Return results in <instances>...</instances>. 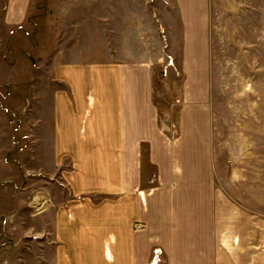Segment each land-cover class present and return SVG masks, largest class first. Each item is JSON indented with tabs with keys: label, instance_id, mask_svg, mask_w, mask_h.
I'll return each instance as SVG.
<instances>
[{
	"label": "crops",
	"instance_id": "0c3cea01",
	"mask_svg": "<svg viewBox=\"0 0 264 264\" xmlns=\"http://www.w3.org/2000/svg\"><path fill=\"white\" fill-rule=\"evenodd\" d=\"M7 2L4 24H24L29 0ZM209 3L97 0L115 12L114 19L98 15L105 25L97 37L107 38L113 19L122 44L116 41L114 60L57 59L44 94L25 109L33 132L24 134L19 167L34 172L41 189L33 227L20 213L24 197L4 213L18 218L23 235H34L11 248L10 264H147L155 249L168 264H234L218 239L236 224L218 176ZM123 38L165 39L144 53L125 49ZM178 40L181 53L173 47Z\"/></svg>",
	"mask_w": 264,
	"mask_h": 264
},
{
	"label": "rangeland",
	"instance_id": "374dc122",
	"mask_svg": "<svg viewBox=\"0 0 264 264\" xmlns=\"http://www.w3.org/2000/svg\"><path fill=\"white\" fill-rule=\"evenodd\" d=\"M209 1V87L214 128L219 133L218 176L234 204L236 224L234 234L218 236L219 245L224 253L229 250L234 264H264V0ZM6 3L0 0V264H10L7 260L17 253L11 248L18 241H34L33 234L23 235L18 218L13 221L4 214L15 211V198L24 197L21 205L25 211L20 209V213L26 212L24 225L34 226L29 217L35 214V195L40 194L41 186L31 181L34 172L25 173L19 167L24 134L33 132L26 128L25 109L44 94V83L50 81L57 59L60 63L86 58L114 60L116 41L119 47L122 44L121 38H114V10H103L97 0H29L22 25L4 24ZM100 13L113 18L107 21V38L97 37L105 25H99ZM164 39L123 38V45L146 53L156 50L157 40ZM173 47L181 53L179 40ZM227 160L234 164L232 172L225 167ZM149 171L147 167L144 174ZM24 175L30 178L27 188L23 186ZM147 264H168L166 252L155 249Z\"/></svg>",
	"mask_w": 264,
	"mask_h": 264
},
{
	"label": "built area",
	"instance_id": "2783aa9c",
	"mask_svg": "<svg viewBox=\"0 0 264 264\" xmlns=\"http://www.w3.org/2000/svg\"><path fill=\"white\" fill-rule=\"evenodd\" d=\"M140 228V226L139 225H136L135 226V229H139ZM157 253H158V251H157Z\"/></svg>",
	"mask_w": 264,
	"mask_h": 264
}]
</instances>
